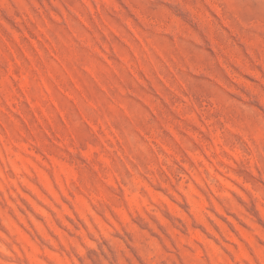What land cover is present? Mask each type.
<instances>
[{"label":"rangeland","instance_id":"rangeland-1","mask_svg":"<svg viewBox=\"0 0 264 264\" xmlns=\"http://www.w3.org/2000/svg\"><path fill=\"white\" fill-rule=\"evenodd\" d=\"M0 264H264V0H0Z\"/></svg>","mask_w":264,"mask_h":264}]
</instances>
